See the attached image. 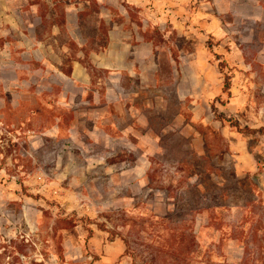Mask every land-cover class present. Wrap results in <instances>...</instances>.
<instances>
[{
  "label": "rangeland",
  "instance_id": "rangeland-1",
  "mask_svg": "<svg viewBox=\"0 0 264 264\" xmlns=\"http://www.w3.org/2000/svg\"><path fill=\"white\" fill-rule=\"evenodd\" d=\"M213 105L264 126V0H0V264H240L255 225L264 264V134Z\"/></svg>",
  "mask_w": 264,
  "mask_h": 264
},
{
  "label": "trees",
  "instance_id": "trees-1",
  "mask_svg": "<svg viewBox=\"0 0 264 264\" xmlns=\"http://www.w3.org/2000/svg\"><path fill=\"white\" fill-rule=\"evenodd\" d=\"M208 46L210 50L213 49V42L211 40L208 41ZM219 65H220V70H225V68L228 67L225 61H220ZM231 88H232V75L226 72L225 77H224V84H223L222 92L226 94L228 97H230L232 95ZM218 98L220 99V96ZM213 111L215 112V116L217 120L222 121L224 123H228L231 127L235 128L236 131L240 133H244L247 135L264 134V126L252 127L249 125H242L239 121L235 120L232 117L227 116L225 112L219 111L216 105H213ZM254 188L257 191V194L260 197L261 202L264 203L263 192L257 188V185H255ZM28 195L33 196L35 198H39V195H32V193H29ZM246 221L247 220L243 221L242 224H244ZM218 226L220 227L221 225H218ZM261 229L262 228L260 227V225L252 226L248 230L243 229V228L239 229L236 227L232 229L231 236L245 243V251H244L243 259L240 264H250L251 262L255 260L254 256L252 257L251 254H253V246L260 236ZM90 230L92 232V229ZM184 239L185 238H182L181 241H183Z\"/></svg>",
  "mask_w": 264,
  "mask_h": 264
}]
</instances>
